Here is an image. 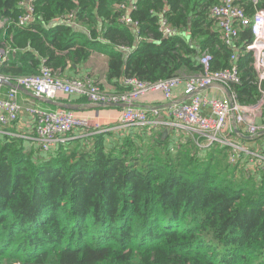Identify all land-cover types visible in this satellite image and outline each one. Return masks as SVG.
Here are the masks:
<instances>
[{"label": "trees", "instance_id": "obj_1", "mask_svg": "<svg viewBox=\"0 0 264 264\" xmlns=\"http://www.w3.org/2000/svg\"><path fill=\"white\" fill-rule=\"evenodd\" d=\"M222 1L137 0L133 27L120 22L129 0H34L25 26L17 23L26 0H0L10 23L0 30L9 51L1 75L62 67L57 52L91 45L73 29L83 25L112 47L110 81L197 75L203 52L222 70L236 52L241 84L232 90L254 103L252 36L243 28L233 47L222 42L211 16ZM246 1L249 16L264 10V0ZM162 131L84 129L35 154L21 139H0V264H264V175L256 183L229 164L226 148L203 154L198 136L172 142Z\"/></svg>", "mask_w": 264, "mask_h": 264}, {"label": "built area", "instance_id": "obj_2", "mask_svg": "<svg viewBox=\"0 0 264 264\" xmlns=\"http://www.w3.org/2000/svg\"><path fill=\"white\" fill-rule=\"evenodd\" d=\"M26 0V13L22 15L17 25L25 26L31 19L32 3ZM131 4L122 2L120 9L125 10L121 17L122 24L136 27L129 13L135 9L137 0ZM243 0H223L211 10V16L216 23L222 42L233 47L234 42L243 28H248L251 41L245 46L246 52L253 55V67L257 75V86L260 93L258 99L251 104H242L232 87L241 84L240 70L235 64L238 55L233 53L230 66L222 70H212V56L208 52L200 54L199 63L202 72L183 78L181 76L159 80L153 83L137 78H127L123 81L126 91L109 93L89 79H59L52 70L42 66L35 76H21L14 79L1 75V67L5 61V52L0 50V78L12 82L27 91L33 92L44 100H55L59 95L85 97L93 104L122 105L120 126L129 128L156 129L177 128L185 131L189 137L198 136L197 146L202 150L214 147L226 148L228 162L245 177L253 178L256 183L264 175V10H256L249 16L243 9ZM69 19L67 24H71ZM163 32L169 36L173 31L162 21ZM184 84V95L188 98L184 103H171L167 119L160 118V111L152 109L151 115L136 107V103L150 95L159 94L166 101L173 99V90ZM211 87L226 88L227 96L222 99L209 98L203 92ZM16 89H9L4 97H0V126L15 123L19 119L21 107L17 101ZM202 111L208 114L203 115ZM34 115V133L36 142L42 152H51L58 144L72 139L77 129H87L88 122L77 116L73 111L31 110ZM95 131L102 132L96 125ZM244 132V133H243ZM240 135L257 142L254 148L235 143ZM238 137V138H237ZM241 140V139H240Z\"/></svg>", "mask_w": 264, "mask_h": 264}, {"label": "crops", "instance_id": "obj_3", "mask_svg": "<svg viewBox=\"0 0 264 264\" xmlns=\"http://www.w3.org/2000/svg\"><path fill=\"white\" fill-rule=\"evenodd\" d=\"M248 1V0H247ZM246 1V2H247ZM248 3V2H247ZM24 6V5H23ZM32 19V18H31ZM30 19V20H31ZM63 22V21H62ZM10 23L7 19L0 20V30H3V34L5 27ZM61 23L60 21L54 20L50 23L49 26L56 27ZM76 34H83L87 36L89 40H91V45L87 47H82L78 45L73 47L69 51H64L61 53H56V56L62 58L64 64L62 67L50 68L55 77L59 79H89L93 81L95 84L99 85L100 88L109 93H122L123 90L126 89V86L123 84V80H119L118 83L116 81H110L108 79V62H109V48H112L108 45L107 42L102 40L101 38L91 39L90 31L87 27L83 25H74L73 27ZM1 45L6 48H0V50L5 52V61L6 63L8 58V44L3 41ZM81 47L83 51L78 50ZM30 48L26 50H19L17 52H27L30 51ZM16 51L13 52V56L16 55ZM131 50L127 49V54L130 53ZM8 53V54H7ZM237 54L236 52H233ZM238 55V54H237ZM45 59V58H44ZM43 61V59H41ZM2 64V66H3ZM48 67V66H47ZM192 76V75H190ZM6 77V76H5ZM188 77V76H186ZM183 77V78H186ZM14 79V77H7ZM8 86L0 85V97H4L9 91ZM17 101L19 106L21 107V113L19 114V119L17 122L0 126V139L9 140V139H21L23 140L24 148L27 152L36 153L39 149V145L36 142V136L34 133V115L28 113V108L31 110L40 109V110H56L62 109L58 106L48 105L43 102L42 98L39 99L33 92L27 90H17ZM122 91V92H120ZM204 95H207L209 98L222 99L224 96H227L226 88L219 87H211L203 92ZM58 104L62 105H71L75 108L72 110L77 116L84 118L88 122L87 129H94L96 125L100 127V130H120L122 127L120 126V115L122 107H110L104 106L100 104H93L85 97L78 96H65L59 95L55 100ZM188 98L184 95V84H180L177 88L173 90V99L171 101H166L162 98L161 95H150L141 101L137 102L135 105L137 108L147 111L151 115L152 109H158L160 111V118L167 119L168 108L171 103H184L187 102ZM54 107L52 109L51 107ZM203 115H207L206 111H202ZM172 130L163 129L162 136L164 131H167L166 137L173 141H177L186 137L185 131L177 128H171ZM84 129H77L74 131L72 136H79V131ZM86 130V129H85ZM244 133V132H243ZM238 138V137H237ZM241 139V140H240ZM240 139H235V143L240 144L241 141L243 144L247 145L248 148H254L257 145L256 141L248 140L243 138L240 135ZM205 154L204 151H202Z\"/></svg>", "mask_w": 264, "mask_h": 264}, {"label": "water", "instance_id": "obj_4", "mask_svg": "<svg viewBox=\"0 0 264 264\" xmlns=\"http://www.w3.org/2000/svg\"><path fill=\"white\" fill-rule=\"evenodd\" d=\"M0 85H5V86H8L9 88H13V89H16V90H24V88H22V87H20V86H16V85H14L12 82H10V81H7V80H5V79H2V78H0ZM38 97V96H37ZM39 98V97H38ZM39 99H41V98H39ZM43 100V102H45L46 104H48V105H52V106H58V107H61L62 109H64V110H70V111H72V110H75V108L73 107V106H71V105H62V104H58L56 101H53V100H44V99H42ZM104 106H110V107H124V106H122V105H104ZM166 134H167V131H164V133H163V138L166 136Z\"/></svg>", "mask_w": 264, "mask_h": 264}]
</instances>
